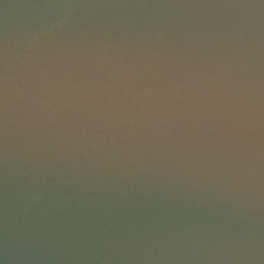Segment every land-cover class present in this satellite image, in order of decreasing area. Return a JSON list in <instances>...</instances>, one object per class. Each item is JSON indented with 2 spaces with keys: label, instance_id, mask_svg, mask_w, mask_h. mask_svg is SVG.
Returning <instances> with one entry per match:
<instances>
[{
  "label": "water",
  "instance_id": "water-1",
  "mask_svg": "<svg viewBox=\"0 0 264 264\" xmlns=\"http://www.w3.org/2000/svg\"><path fill=\"white\" fill-rule=\"evenodd\" d=\"M0 264H264V0H0Z\"/></svg>",
  "mask_w": 264,
  "mask_h": 264
}]
</instances>
